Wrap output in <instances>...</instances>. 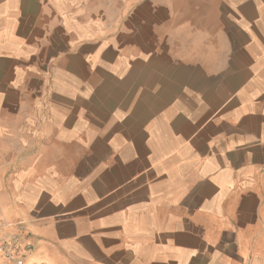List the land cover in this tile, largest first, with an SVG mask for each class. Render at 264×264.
Returning <instances> with one entry per match:
<instances>
[{
  "label": "crops",
  "instance_id": "crops-1",
  "mask_svg": "<svg viewBox=\"0 0 264 264\" xmlns=\"http://www.w3.org/2000/svg\"><path fill=\"white\" fill-rule=\"evenodd\" d=\"M0 241L264 264V0H0Z\"/></svg>",
  "mask_w": 264,
  "mask_h": 264
},
{
  "label": "built area",
  "instance_id": "built-area-1",
  "mask_svg": "<svg viewBox=\"0 0 264 264\" xmlns=\"http://www.w3.org/2000/svg\"><path fill=\"white\" fill-rule=\"evenodd\" d=\"M0 253L5 259L3 264H25L22 255L14 254L9 246L2 241H0Z\"/></svg>",
  "mask_w": 264,
  "mask_h": 264
}]
</instances>
